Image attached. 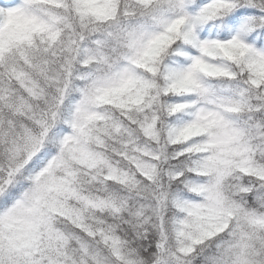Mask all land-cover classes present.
I'll return each instance as SVG.
<instances>
[{"label": "snow or ice", "instance_id": "snow-or-ice-1", "mask_svg": "<svg viewBox=\"0 0 264 264\" xmlns=\"http://www.w3.org/2000/svg\"><path fill=\"white\" fill-rule=\"evenodd\" d=\"M0 264H264V0H0Z\"/></svg>", "mask_w": 264, "mask_h": 264}]
</instances>
